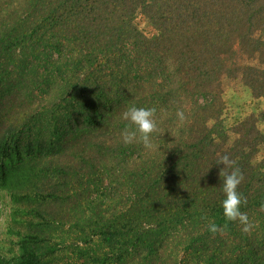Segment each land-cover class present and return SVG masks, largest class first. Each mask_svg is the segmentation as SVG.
Wrapping results in <instances>:
<instances>
[{"label": "trees", "instance_id": "1", "mask_svg": "<svg viewBox=\"0 0 264 264\" xmlns=\"http://www.w3.org/2000/svg\"><path fill=\"white\" fill-rule=\"evenodd\" d=\"M137 12L158 35L138 29ZM225 77L264 96V0H0V111L16 100L28 109L0 152L75 154L55 166L64 211L118 197L116 216L95 234L120 242L122 259L183 237L205 254L199 264H264V164L255 160L264 132L248 118L227 126ZM133 105L157 110L152 149L122 142V113ZM224 154L244 175L237 191L249 233L238 222L208 231L226 222L216 164ZM30 247L23 241L11 264H37Z\"/></svg>", "mask_w": 264, "mask_h": 264}, {"label": "rangeland", "instance_id": "2", "mask_svg": "<svg viewBox=\"0 0 264 264\" xmlns=\"http://www.w3.org/2000/svg\"><path fill=\"white\" fill-rule=\"evenodd\" d=\"M134 23L148 38L159 34L158 27L144 13L137 12ZM15 102L3 105L0 111L1 139L9 138L15 125L22 126L24 113L28 112L22 101ZM222 102L228 127L238 129L235 124L248 118L254 134L257 129L264 132V96H255L239 78H223ZM13 152V155L0 152V264L20 261L23 241H28L36 252L37 264H98L104 258L109 264H199L203 261L197 254H205L187 248L183 237H168L164 243H158L154 253L136 251L120 258V242L105 243L95 234L109 216H116L118 197L105 199L94 210L64 211L62 179L55 173V166L60 164V159L64 164L69 163L75 154L68 151L58 157L59 153L51 149L28 153L22 148L23 157H20ZM255 160L264 164V148L255 154ZM225 244L214 245L226 251L232 243Z\"/></svg>", "mask_w": 264, "mask_h": 264}, {"label": "clouds", "instance_id": "3", "mask_svg": "<svg viewBox=\"0 0 264 264\" xmlns=\"http://www.w3.org/2000/svg\"><path fill=\"white\" fill-rule=\"evenodd\" d=\"M156 108L131 106L122 113V119L127 121V125L121 133V139L124 145L141 143L144 148L152 149L154 147L152 134L159 131L156 120ZM178 120L183 123L186 119L182 110L176 112ZM217 165H223L220 169L219 176L222 178V192L225 198L222 200L223 216L225 224L218 226L214 222L208 225V231L213 235L223 234L228 224L238 222L241 225L243 233H249L253 227L246 212L241 211V206L247 204V198L238 192V186L243 182L244 175L237 166V162L224 154L220 156ZM231 169V171H229ZM264 207V206H262Z\"/></svg>", "mask_w": 264, "mask_h": 264}]
</instances>
